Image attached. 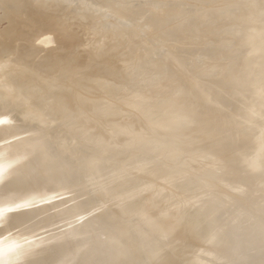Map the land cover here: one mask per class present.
Returning a JSON list of instances; mask_svg holds the SVG:
<instances>
[{"label":"bare ground","instance_id":"obj_1","mask_svg":"<svg viewBox=\"0 0 264 264\" xmlns=\"http://www.w3.org/2000/svg\"><path fill=\"white\" fill-rule=\"evenodd\" d=\"M0 23V264H264V0Z\"/></svg>","mask_w":264,"mask_h":264},{"label":"rangeland","instance_id":"obj_2","mask_svg":"<svg viewBox=\"0 0 264 264\" xmlns=\"http://www.w3.org/2000/svg\"><path fill=\"white\" fill-rule=\"evenodd\" d=\"M2 27H3V23H0V29H1ZM46 36H47V35H44L42 38H44V37H46ZM48 37L50 38V36H48ZM51 39H53V38H51ZM51 39H50L49 44H48L49 46H50V45L53 46V44H54L53 42H51ZM38 42H39V40H38L36 43L39 44ZM54 45H55V44H54ZM49 46H48V47H49ZM52 46H51V47H52Z\"/></svg>","mask_w":264,"mask_h":264}]
</instances>
